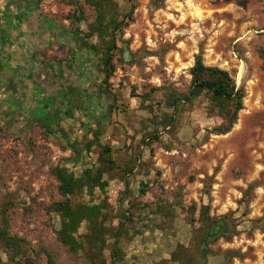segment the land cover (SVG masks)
I'll use <instances>...</instances> for the list:
<instances>
[{"label":"rangeland","instance_id":"rangeland-1","mask_svg":"<svg viewBox=\"0 0 264 264\" xmlns=\"http://www.w3.org/2000/svg\"><path fill=\"white\" fill-rule=\"evenodd\" d=\"M47 1L56 9L50 17L56 25L51 50L53 57L60 60V71L53 74V69L48 72L47 66L41 67L51 78L44 82L46 92L51 94L44 101L45 110L41 112V106L33 104L30 96L5 93L7 81L0 75V200L5 191L21 193L20 207L11 215L13 230L35 249H47L54 264H83L70 257L57 241L59 219L45 211V206L58 198L50 169L60 163L78 176L95 163V155L85 150L81 160L74 161L68 147L73 141L81 143L91 138V129H99L100 140H111L114 148L128 143L134 130L136 142L140 141L146 131L154 129L152 125L146 128L150 113L140 95L149 88L148 84L185 88L194 55L202 50L206 64L227 69L237 85L244 86V107L230 132L211 134L202 141L205 129L219 119L208 117L198 104L186 112L172 150L153 144L152 163L161 175L145 174L137 167L128 178L129 188L138 195L147 184L148 191L138 200L161 197L172 203L174 226L159 229L156 224L164 219L162 216L147 209L137 212L133 222L125 226L128 235H133V258L126 256L131 247L126 235L119 241L124 260L117 264H154L176 243H188L191 227L185 221L186 209L193 203L197 205L196 217L201 205H208L209 215L220 218V229L230 225L228 219L236 224L238 233L230 240L219 238L211 243L209 254L220 256L227 249H235L244 256L228 261L225 258L217 264H264V233L251 228L250 222L264 213V71L258 54L264 43V0H167L163 8L154 12L149 10L148 0H137L134 21L124 30L123 39L129 43H118L124 48V59H130V53L143 47L153 51L169 47L162 60L157 56L143 58V70L136 65L118 66L108 92H103L99 56L83 48L79 39L89 30L92 11L85 7L84 18L75 22V9L83 0ZM115 1L121 9H127L123 0ZM88 40L94 42L96 38ZM114 99L126 112L119 106L109 111ZM37 117L45 119L55 132L41 128ZM159 134L165 143L169 141L165 130ZM144 144L140 146L142 159H148L149 146ZM206 177L211 178L209 194L204 190ZM253 182L248 210L244 212L239 200ZM124 189V182H110L107 192L113 205H118ZM123 205L127 207V202ZM2 260L10 264L5 253ZM23 261L48 264L44 254Z\"/></svg>","mask_w":264,"mask_h":264},{"label":"trees","instance_id":"trees-1","mask_svg":"<svg viewBox=\"0 0 264 264\" xmlns=\"http://www.w3.org/2000/svg\"><path fill=\"white\" fill-rule=\"evenodd\" d=\"M127 6L121 9L115 0H83L82 5L75 9L73 20L83 19L85 7L93 13L89 23V30L84 37L79 38L83 48L99 56V71L103 75V92H108L112 86L110 79L117 67L136 65L143 70V58L157 56L162 60L169 47L158 50L138 49L130 53V59L125 60L123 46L129 41L123 39L125 28L134 21V11L137 0H123ZM167 0H148L149 10L154 12L165 6ZM262 1V0H260ZM95 37L94 42L88 38ZM261 59V68L264 71V43L258 48ZM58 73V72H57ZM190 80L185 88L174 84L160 86L148 84L149 88L141 96L144 107L148 109L150 117L147 119L146 128L154 126L152 131H146L141 140L136 142V131L129 136V142L123 147L114 148L111 140L102 142L99 129H91V138L77 143L73 141L68 145L74 161L79 162L81 152L85 150L95 155V163L86 166L80 175H75L66 166L57 163L50 169L56 180L58 198L45 206L46 213L51 217L56 215L59 219V228L55 231L57 241L66 249L70 257L80 259L83 264H117L124 260L125 254L121 252L119 241L127 235L125 226L133 222L137 212L149 210L159 214L164 219H159L156 227L159 229H173L174 210L172 203L161 197L153 200H138L148 191V185L140 188L136 195L129 188L128 178L137 168L140 172L149 174L154 172L157 176L161 172L152 163L154 154L153 144L161 146L166 151L174 148L173 143L178 141L177 132L185 120L186 112H191L196 105H200L208 117H215L219 122L206 128L202 141H206L211 134H226L237 123L239 112L243 109L245 97L244 86L237 85L235 77L224 68L217 65H208L203 60L202 50L194 55V61L189 68ZM0 75L1 71H0ZM13 87V86H12ZM160 94V98H158ZM147 102V103H146ZM126 108L116 104L114 99L109 106L113 108ZM157 106V108H156ZM36 123L48 133L54 129L45 119L37 117ZM61 128V127H59ZM61 133L67 134L63 129ZM133 130V128H132ZM165 130L169 141L165 143L159 132ZM194 129V135L198 133ZM135 133V134H134ZM142 143L149 146L148 159H142L140 146ZM80 145V148L78 146ZM124 182L125 189L121 192L122 198L118 205L110 201L107 187L111 181ZM211 178L206 177L204 190L209 194ZM255 183H250L244 190L239 200V205L248 210ZM21 193L18 191H5L0 200V264H4L2 254L5 253L10 264H24V259L44 254L48 264H54L53 256L47 249H35L24 236H19L12 225L11 215L20 207ZM124 201L127 207H124ZM196 203L191 204L186 211V223L191 227L188 243L178 242L168 255L155 261L154 264H205L207 254L211 252L209 245L219 238L230 240L238 233L233 219H228L230 225L225 230L220 229V218L209 215V206L201 205L198 217L195 216ZM229 216V215H227ZM226 217V216H225ZM251 228H256L264 233V213L262 216L251 219ZM226 260L233 257L244 256L238 250L227 249L224 251Z\"/></svg>","mask_w":264,"mask_h":264},{"label":"crops","instance_id":"crops-1","mask_svg":"<svg viewBox=\"0 0 264 264\" xmlns=\"http://www.w3.org/2000/svg\"><path fill=\"white\" fill-rule=\"evenodd\" d=\"M47 2L0 0V71L7 81L5 93L14 91L15 96H30L33 104L41 106V112L45 110L44 101L51 95L44 88V84L51 79L47 73L51 69L53 74L60 71V60L53 57L51 50L55 39L53 28L56 25L50 17L56 13V9ZM45 66L48 67V72L41 70ZM44 94H47L45 98ZM127 239L131 247L126 256L130 259L133 258V235H129Z\"/></svg>","mask_w":264,"mask_h":264},{"label":"water","instance_id":"water-1","mask_svg":"<svg viewBox=\"0 0 264 264\" xmlns=\"http://www.w3.org/2000/svg\"><path fill=\"white\" fill-rule=\"evenodd\" d=\"M225 256L224 255H220V256H211L210 254H207V261L205 264H217V263H221L222 261H224Z\"/></svg>","mask_w":264,"mask_h":264}]
</instances>
